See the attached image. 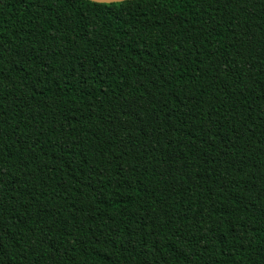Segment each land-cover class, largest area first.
Segmentation results:
<instances>
[{
	"label": "trees",
	"instance_id": "obj_1",
	"mask_svg": "<svg viewBox=\"0 0 264 264\" xmlns=\"http://www.w3.org/2000/svg\"><path fill=\"white\" fill-rule=\"evenodd\" d=\"M0 264H264V0H0Z\"/></svg>",
	"mask_w": 264,
	"mask_h": 264
},
{
	"label": "water",
	"instance_id": "obj_2",
	"mask_svg": "<svg viewBox=\"0 0 264 264\" xmlns=\"http://www.w3.org/2000/svg\"><path fill=\"white\" fill-rule=\"evenodd\" d=\"M88 1L99 4H112V3H121L125 1H133V0H88Z\"/></svg>",
	"mask_w": 264,
	"mask_h": 264
}]
</instances>
